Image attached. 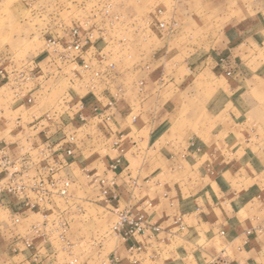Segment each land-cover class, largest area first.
Returning a JSON list of instances; mask_svg holds the SVG:
<instances>
[{
	"label": "crops",
	"instance_id": "1",
	"mask_svg": "<svg viewBox=\"0 0 264 264\" xmlns=\"http://www.w3.org/2000/svg\"><path fill=\"white\" fill-rule=\"evenodd\" d=\"M84 4L55 48L0 53V152L24 168L0 188L27 187L0 196V264H264V0ZM51 179L68 196L39 201ZM124 211L160 232L111 234Z\"/></svg>",
	"mask_w": 264,
	"mask_h": 264
},
{
	"label": "rangeland",
	"instance_id": "2",
	"mask_svg": "<svg viewBox=\"0 0 264 264\" xmlns=\"http://www.w3.org/2000/svg\"><path fill=\"white\" fill-rule=\"evenodd\" d=\"M88 3L86 7L92 9L97 2ZM84 5V0H0V53L12 56L19 46L22 47L20 43L27 48L33 41L48 43L52 39L59 42L64 28L81 18L79 11ZM26 66L14 65L11 85L23 80L21 70ZM110 232L113 234L112 230Z\"/></svg>",
	"mask_w": 264,
	"mask_h": 264
},
{
	"label": "built area",
	"instance_id": "3",
	"mask_svg": "<svg viewBox=\"0 0 264 264\" xmlns=\"http://www.w3.org/2000/svg\"><path fill=\"white\" fill-rule=\"evenodd\" d=\"M108 14V11L106 12ZM158 15H162V11H158ZM160 28H164L165 24L160 23ZM72 41L67 47L69 51H80L81 47L84 43H88L90 40L93 39L92 33H87L84 36L81 35L79 28H74L71 33ZM58 45V41L50 39L48 41V46L51 48H55ZM84 69H88V64H84ZM113 67V65H111ZM29 78H26L28 80ZM74 141V138H70V142L72 143ZM67 155H72L71 148L66 150ZM23 166L19 162H15L11 160L9 157L4 155L2 152H0V170L2 173L6 174L7 178L10 179L11 184H13L17 177L22 175ZM47 172L49 174H53L54 168L47 167ZM103 184L104 181H101ZM70 181L67 179H58V180H35L31 184V189L34 192L38 193V200L43 201L44 197H47L49 195V192L53 191L56 194H58L61 197H67L69 194L70 189ZM27 187L22 184L20 181L18 184L15 183V185H11L6 189L0 188V196H2L4 193H7L9 195H22L24 194ZM107 193V192H105ZM28 206L32 209H36L35 204H28ZM178 223L182 222V219H177ZM182 229H184L183 226H181ZM112 232L116 235L122 236L124 240H128L132 236H143L147 234L148 232L153 233H159L160 228L157 226H153L148 224L142 217H134L131 213L128 211L124 212H118L117 219L113 223ZM34 233L36 235L40 234L39 228H35ZM27 247H31V244L29 242H26ZM139 250V248L131 247V251ZM113 262H116V259L113 260ZM73 263H76V261H73ZM107 264V263H103Z\"/></svg>",
	"mask_w": 264,
	"mask_h": 264
}]
</instances>
